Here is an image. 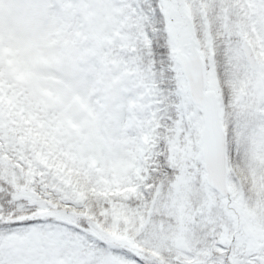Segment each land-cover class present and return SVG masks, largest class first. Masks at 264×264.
<instances>
[{"label":"snow or ice","instance_id":"6c2138e0","mask_svg":"<svg viewBox=\"0 0 264 264\" xmlns=\"http://www.w3.org/2000/svg\"><path fill=\"white\" fill-rule=\"evenodd\" d=\"M0 264H264V0H0Z\"/></svg>","mask_w":264,"mask_h":264},{"label":"rangeland","instance_id":"374dc122","mask_svg":"<svg viewBox=\"0 0 264 264\" xmlns=\"http://www.w3.org/2000/svg\"><path fill=\"white\" fill-rule=\"evenodd\" d=\"M12 11V6L10 4H6L4 6V15L7 16ZM91 115L88 113L83 106L77 105V107L73 110L71 116L69 117V123L72 124L75 121H82L87 119V117Z\"/></svg>","mask_w":264,"mask_h":264}]
</instances>
